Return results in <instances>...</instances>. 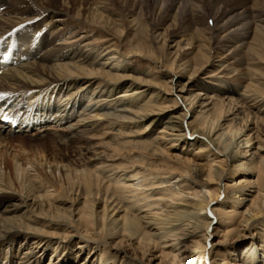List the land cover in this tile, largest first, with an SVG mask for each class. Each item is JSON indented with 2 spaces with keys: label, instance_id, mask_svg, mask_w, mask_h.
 I'll return each instance as SVG.
<instances>
[{
  "label": "bare ground",
  "instance_id": "6f19581e",
  "mask_svg": "<svg viewBox=\"0 0 264 264\" xmlns=\"http://www.w3.org/2000/svg\"><path fill=\"white\" fill-rule=\"evenodd\" d=\"M195 1H168L161 19L171 21V12L182 8L192 32L204 38L199 42H193V36H182L171 46L175 50L167 51L171 22L163 32L154 27L150 46L136 40L122 51L116 43L103 47L98 41L95 45L104 50L93 56L73 43L84 36H78L76 30L77 36L69 42L63 40L58 46L54 42L79 25H99L119 36H131L138 29L137 8H127L122 0H0V103L9 108L0 116V264H43L46 253L52 258L47 264H144L145 260L147 264H184L181 251L198 253L200 259L208 254L216 264L218 256L222 264H264V0H239L222 6L226 9L215 2L212 5L219 9L212 16ZM162 3L166 5V1ZM113 7L119 13L112 12ZM44 18L50 23L47 28L54 31L53 40L40 25ZM204 19L212 21V27ZM102 39L112 41L107 34ZM31 43L32 57L38 50L51 56L26 61L29 48H21ZM59 52L73 61L53 64ZM212 52L222 58L210 71L216 64ZM100 55L106 56L105 64L115 62L112 69L95 65ZM129 57L163 65L170 75L161 81L131 68L126 72L128 67L121 69L120 64ZM220 69L227 75L237 73L233 80L241 86V94L232 86L195 84L197 76L213 72L208 78ZM181 72L188 74L185 82L180 80ZM194 86L205 91L206 97L193 90ZM54 95L66 101V106H54L57 120L50 123L47 115ZM11 96L20 98L21 107L15 111L14 103L7 100ZM85 99L87 104L82 102ZM28 101L30 108L18 117L16 111L24 109ZM179 107L177 114H162ZM79 110L76 117L80 118L77 123H83L82 130L61 127L66 115L69 119ZM35 111L45 115L38 120L35 113L38 124L30 119ZM96 117L105 119L95 123L101 135L113 133L99 153L95 143H89V136L97 134H92L91 125L86 129ZM15 124L25 128L24 132L39 126L38 131L46 134L13 139ZM158 125L161 129L152 137L148 130ZM167 136H171L173 148L178 149L179 143L183 148L171 154L168 143L162 145ZM15 141L20 143L15 145ZM251 143L253 147L247 149ZM10 148L18 151L8 154ZM44 165L51 166L52 177L43 170ZM27 167H34L32 180L41 184L34 200L21 194L24 179L28 180ZM107 168L116 173L105 180ZM130 169L138 170L132 176L148 182L151 192L138 193L121 185V175ZM57 170L62 172L60 180L54 179ZM163 175L183 177L176 183L179 189L176 185L158 189L166 178ZM234 176L238 177L227 180ZM222 192L231 200L225 206L218 203ZM68 199L73 204L65 206ZM164 199L182 203L169 211L173 203L161 202ZM210 214L217 215V220ZM213 225L214 234L223 240L209 248ZM248 229L257 240L239 259H234L233 249H220V244ZM182 239L190 241L180 250ZM256 242L257 251L253 248Z\"/></svg>",
  "mask_w": 264,
  "mask_h": 264
},
{
  "label": "rangeland",
  "instance_id": "374dc122",
  "mask_svg": "<svg viewBox=\"0 0 264 264\" xmlns=\"http://www.w3.org/2000/svg\"><path fill=\"white\" fill-rule=\"evenodd\" d=\"M124 5H126L127 8H133L134 10L136 9V11L140 12V18H139V24H138V29L137 31H135V33L133 32L131 36H119L117 33L113 32L112 30L108 29V28H105V27H102V26H97V27H94V28H91L90 26H86V25H79V26H74L76 28H73L72 29V34H66L68 35V37H66V35L64 36V39L62 37V40H61V37L59 38L60 40H57L54 42V45L55 46H58L63 40L67 42L70 41V39H72L71 37L73 36H77L76 34H78V36H81V35H84L82 36V38L79 39V41H76V42H73L74 44L77 45L78 48H81L83 49L82 53L83 52H92V55L94 56L96 53H99V52H102L104 50V48L100 47V46H96L95 43L97 44L98 41L100 42V45L103 46V47H107V45L111 44V43H116L117 47L124 51L127 49L128 45H130V42L131 41H136V40H139L140 42H143L145 44V46H150L152 43L150 42V38H151V33L154 31V27H156L158 29L159 32H163V28L166 27V25H168L169 23L171 24L172 22V25H174L171 29V32L169 30V32L167 33L169 37L172 36V38L170 39V41H168V43L170 44L169 47L167 48V51H173L175 50V48H171V46H174L176 44V41L182 39V36H185V37H191L193 36V42H199V40L201 39H204V38H201L199 39V35H196L194 34L192 31V27L190 25V18L189 16H187V18L184 16L183 14V10L182 8L180 9L179 12H177V9L175 8L174 11H172L170 14H171V21L170 19L167 21V19H161L162 18V14L161 12L165 10V8L167 7V3L168 1L170 2V0H163V1H166V5L165 3H162V0H157V2H155L156 0H148L147 3L146 0H122ZM139 1V2H138ZM142 1V2H140ZM145 1V2H144ZM182 1H185V0H182ZM190 1H193V0H190ZM239 0H196L195 3L197 4L199 2V4H197L198 6H200V8L206 12H209V15L208 16H212L213 12L215 11L214 9H222V8H225V7H222V6H225V5H233L234 3L238 2ZM153 2L155 4H153ZM217 2L218 3V6L219 8H214V6L212 5L213 3ZM142 3V4H141ZM152 3V4H150ZM148 4V5H147ZM132 5V6H131ZM142 5V6H141ZM160 5V6H159ZM162 5V6H161ZM134 6V7H133ZM159 8H158V7ZM217 7V6H216ZM139 8V9H138ZM154 8V9H153ZM156 8V9H155ZM228 8V7H227ZM159 9V10H158ZM226 9V8H225ZM112 12H116V13H119V10L117 7H113L112 8ZM118 11V12H117ZM147 11V12H146ZM158 13V15H157ZM181 14V15H180ZM183 14V16H182ZM157 15V16H156ZM21 15L20 14H16V17L19 18ZM182 18H181V17ZM169 17V18H170ZM184 17L186 18V20L184 19ZM173 18V19H172ZM151 19V20H150ZM155 19L156 20H159L160 21H156L157 23H154L155 22ZM175 19V20H174ZM185 21H187L185 23ZM205 23H206V26H211L212 27V21H209L208 19H204ZM177 24H176V23ZM182 22V23H181ZM43 24L44 26H42L43 29L47 28V26L50 24L48 22L47 19H43L42 22L40 23V25ZM157 24V26H156ZM190 25V27L188 26ZM181 27V28H180ZM184 27V28H183ZM101 28V29H100ZM155 28V29H156ZM187 29V30H186ZM76 30V34H74L73 32H75ZM130 31V30H129ZM182 31V32H181ZM184 31V32H183ZM188 31V32H187ZM103 32V33H102ZM132 32V31H130ZM158 32V33H159ZM92 33V34H91ZM94 33V34H93ZM176 33V34H175ZM180 33V34H179ZM182 33V34H181ZM186 33V34H185ZM192 33V34H191ZM46 34V37L49 39V40H53L55 38V34H54V31L50 30L47 28L46 32L44 33ZM102 34L104 35H109L110 36V39H112V41H109V42H102ZM184 34V35H183ZM191 34V35H190ZM176 35V36H175ZM57 37V36H56ZM90 39V40H89ZM132 39V40H131ZM76 40V39H75ZM90 41V42H89ZM93 43H92V42ZM88 43V44H87ZM72 45V43H70ZM205 44H208V41L206 40L205 41ZM53 45V46H54ZM123 45V47H122ZM94 48V49H93ZM100 48V49H99ZM125 48V49H124ZM50 49V47H49ZM49 49L47 48V50L49 51ZM96 49V50H95ZM99 49V50H98ZM103 49V50H102ZM23 50H27V47L24 46V49ZM22 50V51H23ZM101 50V51H100ZM190 51H192V49H189ZM189 50H186L187 52H190ZM99 51V52H98ZM20 52V51H19ZM50 52H45V51H36L34 52L33 56H29L28 59H26V61H33V60H38L39 58L41 59V57H48V56H51V53L49 54ZM63 54V53H62ZM62 54L59 52L57 53V58L55 56L54 60L52 61L53 64H58V63H64V62H72L73 61V58H70V57H66L65 56H62ZM181 54V57H184L185 56V53L182 52L180 53ZM62 56V57H61ZM212 56L215 57V60H216V64L210 69V71L212 70H215L217 68V66L219 65V61L222 57H219L218 54L215 55V52H212ZM105 60L106 59V56H102L100 55L97 59H95V65L97 67H104L105 70L107 69H112V67L115 65V62L113 60H110L109 63L106 62L105 64ZM25 62V61H24ZM233 61L230 60L229 63H232ZM104 63V64H103ZM228 64V63H226ZM162 65V64H161ZM127 66V67H125ZM119 67V65L117 66V68ZM216 67V68H215ZM120 68L122 69H125L126 72L129 68L133 69V72H137L139 74H144L145 76L148 75V76H155L157 79L161 80V81H165L167 80V76L170 75V72L167 71V70H164V68H166L165 66H160L158 63H155V62H150L148 60H145V59H138V58H122L121 60V64H120ZM221 71V72H220ZM223 70L220 69L219 70V73L216 72L215 75H212V76H208L207 78V75L209 74H212L213 72H209L208 74H204L201 76H197L195 78L196 82L195 84H207L208 87H220V88H226L227 86H232L234 87L235 89L239 90V93L241 94L243 91L241 90V86L237 85L235 83V81L233 80L235 77H238L237 76V73H234V74H231V75H227L225 73L222 72ZM182 75V78H180V80L182 82H185L187 79H188V74L185 73V72H181ZM234 76V78H233ZM211 77V78H210ZM225 79L226 82L221 84L220 82L217 81V79ZM193 90H196L197 92H200L202 93L201 95L203 97H206V95H204L205 91H201L200 88L197 86H194L192 87ZM145 97V96H144ZM59 96H53V99L51 100L50 104L54 105V106H57L60 104V106H66V101L64 100H61L58 99ZM46 99L48 100V96H46ZM143 99V98H142ZM141 99V100H142ZM144 99H149V96H146ZM35 100V99H34ZM139 100V101H141ZM55 101V102H54ZM17 102V101H15ZM83 103H86V99L82 101ZM28 103V102H26ZM31 103V102H30ZM45 103H47V101H45ZM82 103V104H83ZM29 104V103H28ZM87 104V103H86ZM181 105V104H180ZM179 105V106H180ZM53 106L52 110L50 111V113H48V118L50 119V123H54L56 122L57 120V117L55 116H52L54 117V120H52L50 118V116L53 114V112H55L56 108ZM182 107H179L178 110L174 111V112H162V114H165V113H174V114H177L179 111V109H181ZM77 113H75V115L69 119H67V115L65 116L66 118L64 119V122L62 123V121L58 120L59 124L62 123V126L61 127H69V128H72V129H76V130H82V128L80 126H82L83 123H77V121L80 119L79 117L77 118L76 115L79 114L80 110L79 111H76ZM55 115V114H53ZM86 116H89V115H86ZM92 117H94V114L92 115ZM90 116V117H91ZM189 119V118H187ZM52 120V122H51ZM105 119L103 118H98L96 117L95 119H93V124H91L89 122H86L88 124V127H86V129H90V125L91 127V132L92 134L93 133H96L97 135H90V142L89 143H92L94 144L95 143V147L98 149L97 153L101 152L103 149L102 148H105V142H107L108 140L112 139V134H111V131L109 133H106L105 135H101L102 132L100 133V130L95 128V123L97 124H101ZM180 119H178L179 121ZM164 121V119H163ZM177 122V121H176ZM79 124V125H78ZM49 125V124H48ZM162 125V124H161ZM161 125H158L156 128H154V130H148V132L151 134L152 137H155L157 136V133L158 131L161 129ZM264 129V125H261ZM37 129L34 130V131H29V132H22V133H15L13 132L11 134V138L13 139H19V137H23V136H27V137H31L30 135H33L32 137L36 138L38 137L40 134L41 135H45L46 133L45 132H40L38 131L39 129V126L36 127ZM49 129V128H48ZM85 129V130H86ZM99 130V131H98ZM35 132L37 133L35 135ZM53 132V130H52ZM115 132V131H114ZM147 132V133H148ZM32 133V134H31ZM108 134V135H107ZM38 135V136H37ZM92 136V137H91ZM107 136V137H106ZM171 138V136H167L164 140H165V143H162V145H165L166 143H168L166 145V149H168V151L173 154L174 152H177L180 148L182 149L184 144L183 143H179L178 145V149L176 148H173L171 146V144H169V139ZM102 139H104V141H102ZM33 141L35 139H32ZM97 142V143H96ZM20 142L19 141H15V145H18ZM101 143V144H100ZM254 143V142H253ZM249 148L247 149H250L253 147V144H249ZM186 148V147H185ZM18 151L17 149L15 148H10L9 151H8V154H10L11 152H16ZM195 152V150H194ZM184 154V153H183ZM192 156V155H190ZM74 156L72 157V161H74L75 159H73ZM79 158V157H78ZM76 158V160L78 159ZM98 159V157H96ZM60 169V167H59ZM43 170L48 173L51 177H52V168L50 165H47V166H43ZM112 169L111 168H107L103 174V177H105V180H108L107 177L111 176L113 174V172L116 173V171H111ZM138 171V170H137ZM136 170H132L130 169L129 172H125L126 174H124V172L120 171V175L121 174H124L123 176L121 175V178L119 181H121V185L124 186V184L130 186L131 189L137 191L138 193H141L143 191H148V192H151L152 189L150 186H147L148 182H145L144 180H142L140 177H133L132 175L135 174L137 172ZM64 172V169L63 171ZM60 170H57L55 171V174L54 175V179L56 180H60V175L62 173ZM35 174V170H34V167H27V170L25 172V175L26 177H28V180L25 178L24 176V183H25V187L24 189L21 187V194L26 197L28 200H34L35 197L37 196V194L39 193H36V190L39 185H41L40 183H38L37 181H34L32 180V175ZM101 174V173H100ZM64 176L66 177V173H64ZM115 176V175H114ZM114 176H112L110 179H113ZM166 177V178H164ZM238 176H234V177H230V178H226L227 180H230L233 181L234 179H236ZM63 176H62V180H63ZM163 178H164V183L161 185L160 188L158 189H163V188H169V187H173L174 185H176V183H181L183 181V177H180L178 175L176 176H172V177H169V175H163ZM30 179V180H29ZM170 181H167L169 180ZM115 181V180H114ZM141 183H143L144 185H140ZM38 185V186H37ZM149 185V184H148ZM47 187V184L44 183L42 185L41 188H43V190ZM163 187V188H162ZM177 187V190L179 189L178 188V185H176ZM151 189V190H150ZM251 191L254 190V188H250ZM35 192H34V191ZM51 190V189H50ZM2 193H3V190L1 189L0 190ZM8 193H11V194H15L14 191L12 190H7ZM189 189L187 190L186 189V192H188ZM43 192V191H42ZM165 192V194L169 195L168 191H163ZM250 192V191H249ZM187 194V193H186ZM188 199H191V198H188ZM70 201V202H69ZM229 203L231 202L226 200L225 199V193L222 192L221 193V197L219 198V202L218 203H222V205L225 206V203L226 202ZM161 202L163 203H170L172 202V206L170 208H168L167 210L169 211H172V209L176 206V205H179L178 203H182V201H172L171 199H164L162 200ZM70 204H73V200L72 199H68V202L66 203L65 206H70ZM185 205H188L187 203H185ZM229 206V204H227ZM227 206V207H228ZM160 209H162V207H160ZM163 209H166V207H163ZM144 210H148V207H145ZM208 212L205 211L203 212L204 215H206ZM211 216V214H210ZM218 216L217 215H214L212 214L211 216V219L213 221L217 220ZM258 221V220H256ZM260 227V226H259ZM215 227L213 225L212 229H211V234L208 236V247L209 248H215L217 245H218V241L220 240H223V239H220L219 236L215 235V231L213 230ZM264 229V227H261ZM251 232L252 230L251 229H248V230H244V232H242L243 234H241V236L239 237H236L235 239H233L232 241L228 242H223L222 244H220L219 246L221 247L220 249H225V248H228V249H233L234 250V253L233 255H235L234 259H239V254L242 253L244 251H246L252 244L253 242H255L257 239L254 238V235L251 236ZM253 233V232H252ZM190 240H187V239H182V242L180 244H178V247H180V250L184 248V245H186L187 243L186 242H189ZM170 244V243H169ZM183 246V247H182ZM259 247V245L257 244V242L255 243V245L253 246V248L256 249L257 251V248L256 247ZM208 248V249H209ZM131 249V248H130ZM179 250L175 251V252H178ZM154 254H157V252H153ZM180 256L181 257H184V260H183V263L184 264H216L214 263L213 259L208 256L207 254V257H205L204 259H200L199 258V254L198 253H195L193 252L192 254H188V252H179ZM22 255V254H21ZM85 256V253L81 256H79V258H77L78 260H80L81 258H83ZM151 257V256H149ZM51 255L49 253H46L44 256H43V264H47L49 261H51ZM217 263L218 264H222L221 262V258L220 256H218L217 258ZM235 259V260H236ZM209 260H212V261H209ZM73 264H76V262L74 261ZM144 264H147V261L145 260V263ZM233 264H234V261H233Z\"/></svg>",
  "mask_w": 264,
  "mask_h": 264
}]
</instances>
